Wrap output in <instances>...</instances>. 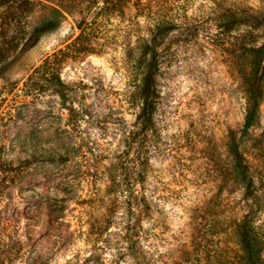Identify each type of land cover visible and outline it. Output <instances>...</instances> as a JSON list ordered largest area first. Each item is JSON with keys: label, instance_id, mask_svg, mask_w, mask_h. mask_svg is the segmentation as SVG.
I'll use <instances>...</instances> for the list:
<instances>
[{"label": "rangeland", "instance_id": "obj_1", "mask_svg": "<svg viewBox=\"0 0 264 264\" xmlns=\"http://www.w3.org/2000/svg\"><path fill=\"white\" fill-rule=\"evenodd\" d=\"M12 1L0 0L4 23ZM153 12L85 24L100 55L72 43L75 16L20 54L8 50L24 24H0V264H135L134 251L138 264H214L217 246L235 261L243 225L264 242V73L255 80L251 53L234 47L264 44V0H162ZM143 42L160 60L146 134L123 60ZM253 82L263 96L246 133Z\"/></svg>", "mask_w": 264, "mask_h": 264}, {"label": "trees", "instance_id": "obj_2", "mask_svg": "<svg viewBox=\"0 0 264 264\" xmlns=\"http://www.w3.org/2000/svg\"><path fill=\"white\" fill-rule=\"evenodd\" d=\"M161 3L162 0H13L12 8L16 12L15 18L12 17L5 23L0 20V24H24L19 29L21 37L24 38L23 43L20 46L15 44L8 50L10 53L17 51L16 54H20L32 47L42 37L57 30L67 16H75L76 28L80 33L72 43L80 45L83 53L100 55L101 52L98 49L101 47L89 39L90 34L85 24H103L109 22L112 17H115L120 23L140 24V19L148 22L154 14V8ZM36 12L41 13L37 21L34 22L37 25L29 26L28 24H32L30 23V16ZM239 46L246 48V51L251 53L248 63L251 66L250 71L253 72L254 79L257 80L258 76L264 73V44L256 46L251 43L247 44L242 40L234 44L235 48ZM4 53L5 51H0V59ZM46 60H48L47 57ZM123 60L128 69L130 68L135 73V89L140 94L136 127L142 134H146L149 128L154 126L153 116L158 100L155 81L160 66L158 50L150 42L128 45L123 49ZM245 95L243 131L247 133L259 115L260 101L263 96L261 85L256 82L246 84ZM234 156L236 168L240 170L242 176H247L248 182L251 184L253 179L250 177L248 162L237 147L234 150ZM126 181H123L125 191L129 192L132 200L136 199L135 202L140 207V197L134 196L133 186L131 187ZM143 197L142 195L141 199L144 201L145 197ZM237 238L240 249L237 260L232 261L230 258L225 260V252L217 246L214 264H264V242L261 239L244 225L241 226ZM131 257L135 260V264L139 263L140 253L134 251Z\"/></svg>", "mask_w": 264, "mask_h": 264}]
</instances>
